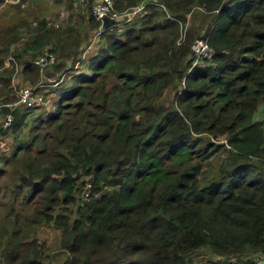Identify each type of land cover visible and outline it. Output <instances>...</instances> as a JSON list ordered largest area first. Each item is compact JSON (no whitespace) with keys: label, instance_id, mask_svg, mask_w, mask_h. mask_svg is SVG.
I'll return each instance as SVG.
<instances>
[{"label":"trees","instance_id":"trees-1","mask_svg":"<svg viewBox=\"0 0 264 264\" xmlns=\"http://www.w3.org/2000/svg\"><path fill=\"white\" fill-rule=\"evenodd\" d=\"M2 2L0 88L23 24L21 7ZM158 2L113 0L119 14L144 7L97 35L100 22L82 10L81 25L97 36L88 48L41 20L14 54L27 56L21 71L35 92L57 100L44 117L33 115L42 104L0 108V136L11 131L13 141L0 151V264L264 256V0ZM199 38L210 60L195 61ZM46 50L54 60L40 68L34 60ZM87 178L99 194L83 203ZM43 226L58 232L54 251L36 234ZM201 249L220 259L197 261Z\"/></svg>","mask_w":264,"mask_h":264},{"label":"rangeland","instance_id":"rangeland-1","mask_svg":"<svg viewBox=\"0 0 264 264\" xmlns=\"http://www.w3.org/2000/svg\"><path fill=\"white\" fill-rule=\"evenodd\" d=\"M10 3V4H9ZM2 4H9V5H15L16 7H21V17H23L20 22H22L21 29L19 32L21 33L20 40L15 42L14 45L8 50L7 54H5L6 60V66L9 70H13V72L10 75V82L9 84L4 87L0 88V97L6 93H9L8 100L15 102L17 99H13V95H21L22 90H24L25 87H32L30 86L28 81V77L23 74L21 62L24 61V58L26 59L27 56L24 58L18 57L16 58L14 56L15 53L21 51L23 47L25 46V43L28 41L29 38L32 37L34 34V31L32 27H35L37 23L41 20L46 21V28H53L57 31L63 30L67 31L71 35V37L76 40L80 37V45L82 48H88L89 44L96 43L97 39V33L95 35L92 34V28L88 24H82V22H85V19L87 17V13H83V21H82V10L84 11H91V4L92 0H88L85 4H77L76 0H18L15 2H7L6 0H3ZM27 6V7H26ZM3 6L2 9H4ZM1 8V6H0ZM24 8L28 10H24ZM1 11V10H0ZM6 23V20L4 24ZM82 27V28H81ZM81 28V29H80ZM187 28L186 26H183L181 29V33H184ZM44 29V28H43ZM82 34H84L82 36ZM64 50V49H63ZM87 51V50H86ZM7 55V56H6ZM56 55L58 56V53L56 52ZM67 64V63H66ZM69 64L70 61H69ZM5 67V66H4ZM6 68V67H5ZM2 72H0V75ZM57 73L52 74L51 76H56ZM46 76L45 69L43 71L39 72L38 78L40 80H44V77ZM53 79L55 77H50L49 80L53 82ZM2 82V81H1ZM50 87V86H48ZM46 95V102L40 106L41 110L34 111L33 115L39 113L41 111V116H45L49 111H52L53 107L55 109V102L57 97L55 93L48 92ZM2 97L0 98V102L3 101ZM13 99V100H12ZM14 109L20 108L21 106H13ZM53 109V110H54ZM259 116V114H258ZM11 131H7L8 135L5 137L0 136V151H5L6 153L11 152L12 150V134L9 133ZM217 161L216 159H213L212 165H216ZM37 236L40 239V241L46 242L49 249L54 251L55 246H57L58 241V232L54 231L50 227L43 226L41 227V230L37 231ZM220 259L217 255H211L208 250L201 249L200 254L197 256L196 260H202L208 261V260H218ZM232 262L235 261L234 259L231 260ZM221 264V263H220Z\"/></svg>","mask_w":264,"mask_h":264},{"label":"built area","instance_id":"built-area-1","mask_svg":"<svg viewBox=\"0 0 264 264\" xmlns=\"http://www.w3.org/2000/svg\"><path fill=\"white\" fill-rule=\"evenodd\" d=\"M6 1L15 2L18 0H6ZM77 1L80 3H85L88 0H77ZM158 5L162 6L160 3H158ZM143 7L144 4H141L140 6L134 7L123 14H119L114 9L113 0H92L91 14L93 15L94 19L100 22V28L97 31V34L100 33V31L103 29L102 23L104 17L113 19L116 23L123 18H127V19L131 18L136 13L142 11ZM183 38H184V33H181L180 37L178 38V43ZM191 49L195 54V61H200L205 59L210 60L213 56V51L208 45L207 41L201 38L195 39L192 42ZM53 60H54L53 53L46 50L44 53H42L34 60V64L38 65L40 68H44L48 66ZM35 89L36 87H25L24 90H22L23 92H21V95H18L19 98L15 102H10L7 104L0 105V108L2 106H7L10 109H13L14 108L13 106H17L20 104L31 106V105H40L46 102V99L43 97V95L36 93ZM12 121H13V115L11 112H8L5 115V117H3V121H2L3 127L4 128L9 127L12 124ZM98 194H99L98 192L93 191L90 178H87L84 181L83 187L81 189L80 200L83 203H87L92 196H97ZM253 264H264V256H262L261 254H256L253 258Z\"/></svg>","mask_w":264,"mask_h":264},{"label":"water","instance_id":"water-1","mask_svg":"<svg viewBox=\"0 0 264 264\" xmlns=\"http://www.w3.org/2000/svg\"><path fill=\"white\" fill-rule=\"evenodd\" d=\"M114 23H115V21L113 19H110L108 17H104L102 25H103V27H108Z\"/></svg>","mask_w":264,"mask_h":264},{"label":"crops","instance_id":"crops-1","mask_svg":"<svg viewBox=\"0 0 264 264\" xmlns=\"http://www.w3.org/2000/svg\"><path fill=\"white\" fill-rule=\"evenodd\" d=\"M148 2H152V3H159L158 0H146Z\"/></svg>","mask_w":264,"mask_h":264}]
</instances>
